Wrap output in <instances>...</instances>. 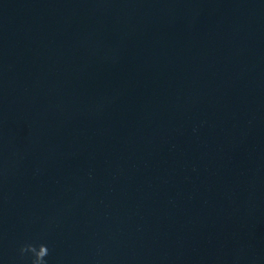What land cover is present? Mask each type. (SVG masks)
<instances>
[{"label": "water", "instance_id": "1", "mask_svg": "<svg viewBox=\"0 0 264 264\" xmlns=\"http://www.w3.org/2000/svg\"><path fill=\"white\" fill-rule=\"evenodd\" d=\"M264 264V0H0V264Z\"/></svg>", "mask_w": 264, "mask_h": 264}, {"label": "clouds", "instance_id": "2", "mask_svg": "<svg viewBox=\"0 0 264 264\" xmlns=\"http://www.w3.org/2000/svg\"><path fill=\"white\" fill-rule=\"evenodd\" d=\"M21 256L31 254V264H47L45 257L49 255V248L46 244L27 243L19 249Z\"/></svg>", "mask_w": 264, "mask_h": 264}]
</instances>
